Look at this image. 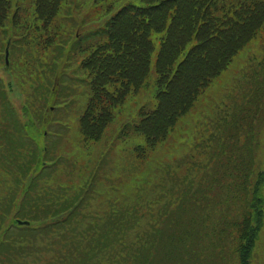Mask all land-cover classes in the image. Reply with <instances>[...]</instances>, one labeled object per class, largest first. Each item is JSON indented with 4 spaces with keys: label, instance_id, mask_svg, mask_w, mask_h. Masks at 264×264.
Masks as SVG:
<instances>
[{
    "label": "rangeland",
    "instance_id": "obj_1",
    "mask_svg": "<svg viewBox=\"0 0 264 264\" xmlns=\"http://www.w3.org/2000/svg\"><path fill=\"white\" fill-rule=\"evenodd\" d=\"M102 1L105 0H53L51 9H46L47 13L40 9L39 0H6L5 6L0 3V10L4 9V18L0 21V88L2 85L6 92L3 99L0 90V236L13 222L19 206L25 204V210L30 207L38 213L37 225H43L49 221L45 207L49 205L53 210L65 200L64 207L74 203L81 205L77 208V218L82 222L71 229L78 235L85 226L88 230H95L91 227L98 229L109 215L120 213L119 218H122L128 213L127 216H133L137 220L135 226L121 231L125 241H130L141 232L148 233L153 226L163 224L165 229L166 212L173 211L174 215L176 210L181 211L182 219L178 214L175 216L182 221L189 219L188 211L201 212L193 208L197 199L192 196L186 199L184 207L174 210V206L181 199L185 181L193 187L196 182L202 183L209 177L215 179L213 194L217 200L214 202L209 197L206 200L215 215L213 218L207 210L213 219L210 223L202 221L195 226L204 236L193 242L202 253L203 246L214 241L215 237L211 235L222 236L225 252L217 264H238L231 243L232 231L227 230L224 236L210 233L219 229L225 216L241 219L236 208L226 206L233 200L221 198L228 195L224 189L234 184L229 183L227 161L232 160V166L236 167L242 163V155H249L251 173L255 174L253 180L260 177L259 171L264 170V68L259 70L257 67L260 59L264 62V31L211 81L184 117L178 121L173 119L167 126L155 130L154 125L164 118L162 109L158 110L159 118L153 123L152 136L157 138L154 142L147 136L143 138L141 129H151V125L141 117L157 111L154 93L158 73L154 59L159 55L163 60L170 57L167 53L169 45L158 43L159 33L153 36L155 49L150 50L152 45L143 40H139L140 46L133 42L131 47L138 53L134 74L140 77L145 58L152 57L147 85L138 92H131V97L122 102L113 97L115 102L111 105L92 104L89 76L84 71L87 63L98 61L100 65L106 64L113 69L123 65L131 67L128 53L122 59L117 56L115 41L120 39L119 25L117 38L108 40L109 23L114 17H101L105 8ZM131 1L134 0H106V6L117 16L128 9L121 5ZM140 19L141 13L136 20L132 19L133 26ZM106 24L109 26L97 34L105 35L96 36L94 31ZM34 28L51 35L49 40L39 44L40 50L23 44L26 40L18 38L19 35H30L27 32L33 33ZM55 31L59 36L53 34ZM9 38L12 44L7 43ZM100 41L105 43L104 46L99 45ZM90 43V52L93 49L95 54L93 58L90 52L85 57L75 51V48ZM243 44L230 43L229 52ZM97 46L104 49L95 51ZM5 47L8 49L7 63ZM101 52L99 58L96 57V53ZM254 69L258 72L253 73ZM114 74L113 71L109 72L110 76L102 72L99 76L114 81ZM126 92L124 89L121 94ZM223 105L227 114L215 116ZM169 127L173 128L167 133ZM215 132L218 139L224 140L213 143L210 158L206 138L210 135L211 139ZM251 132H255L256 138L249 140ZM220 145L226 146L223 156ZM51 159V169L39 172L41 162ZM28 190L30 193L26 195ZM256 195V198L260 197L257 208L262 210V221L248 259L249 264H264V184ZM206 203L199 201L205 208ZM89 219L91 225L88 226L85 221ZM67 227L39 235L36 242L40 251L37 254L20 252L19 264H53L50 257L53 251L66 244L65 238L73 236L71 232L63 233L70 229ZM119 236L115 237V249L121 247L117 244ZM48 237L55 245H45ZM182 249L176 247L177 251ZM125 253V250L117 251L118 264H124ZM153 259L156 261L159 257L155 254ZM210 261L202 255L196 264H211ZM95 264L111 263L101 260ZM167 264L183 262L177 256Z\"/></svg>",
    "mask_w": 264,
    "mask_h": 264
},
{
    "label": "trees",
    "instance_id": "obj_2",
    "mask_svg": "<svg viewBox=\"0 0 264 264\" xmlns=\"http://www.w3.org/2000/svg\"><path fill=\"white\" fill-rule=\"evenodd\" d=\"M41 5L43 0H39ZM160 1V4L155 8L154 12H143L141 17L145 19L148 24V30L142 29L139 26V22L136 26H133L132 19L139 16L140 9L126 10L119 13L117 16L111 20L110 24V34L109 39L112 40L117 38L118 25H119V36L118 41L115 44L118 49L117 56L123 58L127 53L130 59L129 65H123L118 69H113L110 66L103 64L100 65L94 62L93 68L96 70H101L104 75H109L110 71L115 74L114 81H106L103 75L93 82L94 94L91 103L98 105L100 107H105L113 104L115 101L112 99L117 94H121L124 89L130 88L132 86H137V84L142 81L143 76L138 79L132 78L131 68L136 70V64L138 60V53L135 48H132L133 42L136 45H141L139 40L147 42V45L152 43L150 41V31L151 29H159L164 31L168 35V38L160 39L162 44L169 45V51L167 52L171 56L166 59H161L160 55L157 58V98L160 100L161 109L164 113V118L162 121L154 125L155 130L167 126L171 118H176L184 112L199 94V92L204 88V86L213 78L224 66L225 58L217 57L211 51L208 46V40L206 33L215 41L225 44L226 42H233L237 39L239 32H228L224 33L225 39L216 36L217 22L216 18H220L225 15L221 20H226L229 18L228 15L232 14L230 10H237V12H245L241 8H250L252 15L250 19L255 18V22H258L261 18L260 9L262 4H258L259 0L253 1L251 3H237L232 2V0H154ZM262 3V1L260 0ZM223 4V5H220ZM2 5H6V0H2ZM40 5V7H41ZM229 5V6H228ZM173 12V18L169 13ZM259 15V16H257ZM257 16V17H256ZM4 18V9L0 10V21ZM144 19H140L144 21ZM244 22L246 20H243ZM215 22V23H214ZM124 29V30H122ZM197 32L201 40L189 50L185 55L183 60L175 66L177 56L183 50L187 38L192 36ZM124 36V37H122ZM105 44V43H104ZM103 44V45H104ZM152 46L149 48L151 50ZM101 48L100 50H103ZM100 54L96 53V57ZM93 54L92 57H94ZM134 56L136 58L134 59ZM99 58V57H98ZM119 59V60H121ZM149 62V56L145 58V67L143 75L147 72V66ZM99 66V68L97 67ZM102 67V68H101ZM129 68V69H128ZM97 73V71H96ZM125 75L127 77L125 78ZM110 76V75H109ZM108 79H110L108 77ZM111 80V79H110ZM136 83V84H135ZM112 90V91H111ZM3 94V93H2ZM111 96V98H110ZM7 104V103H6ZM224 113L223 115H226ZM222 115V114H221ZM159 118L158 112H155L145 119V121L150 122L151 129H144L147 135H152L153 123H155ZM224 139H218V133H216L214 142L218 143ZM227 162L229 167H233L232 160ZM235 168V167H234ZM48 168L44 171H47ZM240 173H242L243 178L246 180L247 174L245 170L238 169V172H232V183H234L231 188H228V195L221 197L223 199L229 198L233 200L227 203L226 206L234 207L237 209V213H241L240 218H227L226 216L221 220L219 229L211 231L224 236V232L227 230L232 231L231 243L234 246V251L236 252L238 264H249L248 255L252 246L256 240L257 233L260 229L261 224V208L258 209L260 198H256V193L251 197H248L249 191L247 190V184L240 181ZM244 173L246 175H244ZM215 187L214 179L209 181L206 188L197 189L193 191L190 187L185 189L181 193V201L177 202L178 207H184L185 201L189 197L197 199L193 208L198 211L206 209L199 204L197 196L203 195L207 199L209 197L212 201H216L213 194ZM28 189V188H27ZM211 190V191H207ZM30 192L28 190V195ZM219 195V194H216ZM239 202L238 205L235 202ZM62 204H59L56 208L52 210L51 206L47 205L45 209L48 212L49 221L43 225L32 226L25 224H18L13 220L2 232L0 236V264H19L18 258H20V252L26 254H36L40 251L41 247L38 246L36 239L39 235L47 234L52 230L64 229L66 226L70 228L65 232H71L72 237L69 236L65 238L64 245H60L57 251H53L51 259L53 264H84L89 262L90 264L100 263L101 260H106L111 264H118L116 258V253L118 250H125L124 264H148V248L151 249V258L158 251V247L161 246V241H168V244L177 245L181 248L187 249L191 256L186 257L184 252L178 253V259L187 264L188 260H195L198 263L202 255H206L207 259L214 262V264L219 263L217 260H221V254L225 252V241L222 236L211 235L215 237L214 241L209 242L205 246L202 253H199L196 249L195 239L200 240L203 234L199 233L195 226L202 221L206 223L205 219H196L197 212L188 211L189 219L182 221L179 220L175 214L180 211L176 210L173 215V211L169 212V216L165 217L167 225L165 229L163 224L161 226H153L152 230L147 232H141L137 234L136 239L132 238L130 241H125L124 234L121 231H127L128 228H133L137 222L133 219V216H127L119 218L120 213L109 215L100 227L95 230L83 228V232L78 235L76 231L71 229L79 226V222L82 221L77 218V206L68 210L72 205H66L64 207L65 200H62ZM198 204L203 207H199ZM62 205V207H61ZM165 205V210H166ZM81 207V205H79ZM174 209V210H175ZM68 210V212H67ZM207 210V209H206ZM29 210H25V204L21 207L19 206L14 214L15 218L29 219L30 221L39 220V215L35 211L31 213ZM65 213V215L55 217L56 214ZM182 219V216H180ZM78 219V221H77ZM130 219H133L131 221ZM88 226L91 225V219L85 221ZM130 226V227H129ZM168 226H172L175 231H166ZM126 227V229H124ZM66 228V229H67ZM178 230V231H177ZM120 235V236H119ZM117 240L119 249H115V240ZM47 240V241H46ZM25 243V244H22ZM199 243V242H198ZM55 245L49 237L45 239V245ZM21 250V251H19ZM205 253V254H204ZM166 260V258H165Z\"/></svg>",
    "mask_w": 264,
    "mask_h": 264
}]
</instances>
